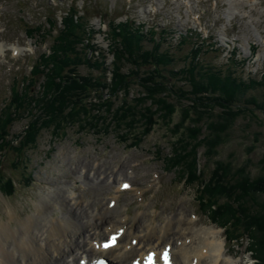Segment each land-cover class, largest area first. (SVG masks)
<instances>
[{
  "label": "rangeland",
  "instance_id": "obj_1",
  "mask_svg": "<svg viewBox=\"0 0 264 264\" xmlns=\"http://www.w3.org/2000/svg\"><path fill=\"white\" fill-rule=\"evenodd\" d=\"M70 9L76 11L78 18L88 27L89 37L97 48L93 54L99 57L102 53L107 70L113 61L112 53L106 50L108 24L128 19L146 33L153 26L158 33L163 29L166 40L161 48L171 51L175 67L187 62L188 57L184 54L191 42L200 39L204 43L198 59L203 63L221 68L230 64L234 73L244 80L249 77L258 79L264 68V0H0V45H3L0 51V106L10 100L13 86L18 90L20 86L27 89L21 82L22 76L28 73L32 60L52 45L56 29L62 26L61 16ZM48 20L52 22L53 29ZM35 26H39L37 31H33ZM181 35L188 37L178 46ZM150 43L151 40H146L144 46L149 47ZM251 46H255L253 54ZM231 49H235L236 62L230 59ZM121 69L127 71L128 64H122ZM76 72L95 73L84 64L79 65ZM37 88H40L37 83L29 87L31 92ZM139 91V83L131 82L126 100L134 102V98L141 95ZM261 91L259 85L244 90V98L254 95L262 98L263 104L259 107L240 98L239 102L250 110L235 117L224 140L211 156L206 157L201 146L197 148L195 167L203 171L205 180L212 177L209 174L215 170V159L230 161L233 166L244 164L249 175L264 170V164L259 160L264 151V97ZM123 94L120 90L111 96L114 104L119 103ZM101 95L109 96L106 90ZM91 99L96 100L97 96L92 93ZM169 100L175 105L171 120L157 122L133 145L128 139L121 140L113 129L105 132L100 125L94 129L89 125L80 128L76 122L58 129L38 128L29 135L30 141L25 145L20 138L26 133L28 114L14 118L8 127L11 145L2 144L0 147V177L9 181V188H0V221H6L13 213L8 224L17 226L20 219L34 211L38 198L46 193L57 194L59 187L65 191L61 190L60 197L54 199L53 209L45 211L47 220L50 215H62L59 203L69 191L78 195L79 201L84 200L86 207L91 204L89 210L94 212L95 208L105 206L117 192L118 185L113 181L112 173H121L119 177L129 180V185L118 190L115 202L122 209L118 214L128 215L127 222L134 214L149 212L150 217L156 214L164 220L172 215L181 217L185 226L215 228L224 240L227 257L233 256L232 260L238 264H256L253 252L248 250L247 234L237 227L239 220L244 222L251 217L242 215V218L240 209L234 210L236 205L233 204L239 200L236 196V200L229 197L231 190L224 189L225 186L217 181L216 185H208L202 194L199 193L204 190L201 185L196 188L188 179L178 178V169L164 168L162 160L166 156H174L171 141L176 135L171 129L178 121L181 104L174 97H169ZM142 103L148 104L149 99ZM213 109L216 111L219 107L215 105ZM199 124V130L205 133L204 124ZM15 145H19L22 153L14 151ZM95 167L100 168L99 179L107 178L106 187L100 190L88 187V180L84 178L86 173L93 175ZM220 188L227 190L221 193ZM255 198L264 199V192H257ZM111 204L114 205V201ZM148 218L145 219L149 221ZM156 218L154 223L159 224ZM240 235L241 239L238 238Z\"/></svg>",
  "mask_w": 264,
  "mask_h": 264
},
{
  "label": "trees",
  "instance_id": "obj_2",
  "mask_svg": "<svg viewBox=\"0 0 264 264\" xmlns=\"http://www.w3.org/2000/svg\"><path fill=\"white\" fill-rule=\"evenodd\" d=\"M78 17L76 11H65L60 19L62 26L56 29L54 42L48 52L39 53L28 74L22 76L21 82L25 83L27 89L20 86L18 90L13 86L10 100L0 106V147L2 144L7 147L11 145L8 127L14 118L23 114H28L24 129L26 133L19 138L25 145L30 141L29 135L38 128L58 129L74 122L80 128L89 125L94 129L100 125L105 132L113 129L121 140L128 139L129 144L133 145L157 122L171 120L175 105L169 97H174L181 102L178 121L171 129L176 135L171 141L174 156H166L162 160L164 168L178 169V178L188 179L196 188L201 185L204 190L198 192L202 194H205L203 192L208 185H216L217 181L225 186L224 189L231 190L228 192L229 197L236 196L239 200L233 204L236 205L233 206L234 210L240 209L242 218V215L251 217L244 222L237 221V227L248 236V250L253 252L254 262L264 264V199L255 198L257 192H264V170L249 175L244 170V164L233 166L230 161L215 159V170L209 174L212 177L205 180L203 171L197 170L194 160L199 146L206 157L211 156L224 140L235 117L250 110L239 102L240 98L261 106L262 98L247 95L245 99L244 90L259 85L262 87L261 96L264 97V68L258 79L249 77L244 80L234 73L230 64H226L227 68H221L203 63L198 59L204 43L200 39L191 42L188 52L184 54L188 57L187 62L175 67L171 51L166 47L161 48L162 42L166 40L163 29L158 33L157 29L151 27L152 30L148 29L146 33L128 19L108 24L110 30L105 32L109 39L106 50L112 53L113 61L107 70L102 53L99 57L93 54L96 47L89 37L88 27ZM48 24L52 27L50 20ZM38 28L35 26L33 31ZM151 33H154L153 36ZM187 37L181 35L178 46ZM146 40H151L149 47L144 46ZM233 53L234 50L230 52V59L236 62ZM81 64L95 73H77L76 68ZM122 64H128L127 71L121 69ZM133 81L139 83L141 92L134 102L125 98L129 84ZM35 83L40 88L31 92L29 87ZM103 90L109 96L102 97ZM120 90H123L124 96L119 103L114 104L111 96ZM92 93L97 96L96 100L91 99ZM147 98L149 103H142ZM8 105L9 108H6ZM215 105L219 109L213 111ZM201 122L205 133L199 130ZM262 136L264 149V132ZM13 149L22 153L19 145L13 146ZM259 160L264 164V151ZM5 186H9V181L3 180L1 176L0 188ZM224 189L220 188L221 193H225L227 189ZM238 238L241 239L242 235Z\"/></svg>",
  "mask_w": 264,
  "mask_h": 264
},
{
  "label": "bare ground",
  "instance_id": "obj_3",
  "mask_svg": "<svg viewBox=\"0 0 264 264\" xmlns=\"http://www.w3.org/2000/svg\"><path fill=\"white\" fill-rule=\"evenodd\" d=\"M96 169L93 175L86 173L84 178L88 187L100 190L106 187L107 178L99 179L100 168ZM120 175L112 173L117 192L129 185V180ZM61 190L59 187L57 194L46 193L38 198L34 211L20 219L17 226L8 224L13 213L6 221H0V264H69L80 257L100 255L110 259L111 264H130L132 259L142 258L148 248L162 246L169 247L172 264H238L232 260L233 256L227 257L224 240L215 228L185 226L181 217L172 215L164 220L156 214L150 217L149 212L134 214L127 222V214H118L122 209L115 202L117 192L112 194L111 201L93 212L89 210L91 204L86 207L84 200L79 201V196L69 191L59 203L62 215H50L47 220L45 211L53 209ZM154 218L161 223H154ZM111 231L119 232L115 243L100 247Z\"/></svg>",
  "mask_w": 264,
  "mask_h": 264
}]
</instances>
